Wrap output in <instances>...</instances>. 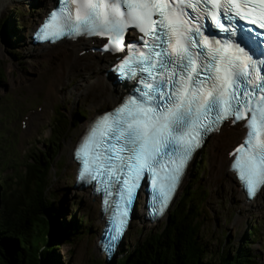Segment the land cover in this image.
I'll use <instances>...</instances> for the list:
<instances>
[{
  "label": "snow or ice",
  "instance_id": "snow-or-ice-1",
  "mask_svg": "<svg viewBox=\"0 0 264 264\" xmlns=\"http://www.w3.org/2000/svg\"><path fill=\"white\" fill-rule=\"evenodd\" d=\"M76 3L65 0L63 25L58 28V13L52 12L38 38L62 35L64 28L69 35L112 34L104 50L120 52L131 25L143 33L146 50H136L118 68L127 75L125 68L135 62L147 74L144 90L100 118L76 152L80 178H102L97 190L105 193L106 210L113 209L110 240L126 227L125 205L130 207L144 173L152 202L159 204L153 211H162L199 146L200 131L229 117L245 121L246 137L232 153V168L254 195L264 184V58L253 59L245 47L264 49V0H84L69 10ZM113 189L118 199L110 202Z\"/></svg>",
  "mask_w": 264,
  "mask_h": 264
},
{
  "label": "rangeland",
  "instance_id": "rangeland-1",
  "mask_svg": "<svg viewBox=\"0 0 264 264\" xmlns=\"http://www.w3.org/2000/svg\"><path fill=\"white\" fill-rule=\"evenodd\" d=\"M20 2L22 4L19 5L18 1H14L7 11L0 15V64L6 70V77L0 81L2 85L0 86V100L5 101L6 96L14 100L15 104L11 107L14 109L11 118L16 121L13 120L11 126L19 130L17 134L13 135L14 137H11L14 145L13 152L2 151L0 141V154L1 157L22 168L24 167L23 153L25 150L31 147L36 139L40 142L42 138L39 137L40 134L50 135L52 133L50 120H52L56 109L59 106L64 107V111L69 114V110L72 115L76 113L79 106L93 111V105L89 103L93 102L92 96L98 92L83 94L81 90L85 87V79L87 77L94 78V76L92 73H88L83 66L72 72L73 55L71 53L56 54L51 58L43 51L39 52L41 51L39 44H32V27L40 15L46 11L43 0H21ZM29 7L31 8L29 9ZM18 8H20V12ZM21 33L29 44H19L21 43L19 39ZM100 68L105 69V66ZM81 75H85L84 78L79 77L78 81L73 80ZM52 77L55 78L56 86L52 84ZM78 83L79 85H77ZM69 84L71 85L69 86ZM7 104L8 102H5V105ZM96 105L100 106L102 103L96 102ZM32 107L35 108L32 109ZM6 111L10 110L5 108L1 114ZM79 123H82V118ZM17 130H13V133ZM9 131L10 128L6 129L2 133V137L8 139ZM56 131L59 134L58 129ZM77 131L79 130H75L73 137H68L65 142L58 144L59 141H57L56 146H61L58 156L61 168L57 166L56 161L55 171L52 173L54 182L51 185V190L55 193L52 206H61L64 214L60 218L65 216L67 219H73L74 216H77L79 219L83 217L84 221L82 229L77 232L73 241H63V245L56 249L57 258L63 260L64 264H118V260L124 256L122 250L134 247L143 238L145 232L156 226L157 223L151 221L139 205L133 225L124 240L125 245L116 253L115 259L109 260L105 252L98 250L100 230L103 228V222L98 218V212L101 211L100 203L91 191L79 189L75 167L71 159V149H73ZM213 142V138L210 139L203 158L207 167H205L202 181L209 182L212 192L216 195L222 193V196L219 195L223 198L221 204L226 207L210 204V208L217 214L221 213L222 220L220 222L228 220L230 224L227 228L232 234H239L238 238H240V234L247 229L250 219L260 220L264 226V206H259L255 211L249 210L248 206L241 202L243 200L230 183L229 178L223 175L219 178L212 176V170L216 167L212 165L211 145ZM10 171V169L7 170V172ZM219 200V198L216 199L217 204L220 203ZM209 201H213V199L210 198ZM228 201L230 202L227 208ZM233 201L236 202L233 203ZM218 208L221 211H218ZM50 210L52 212L53 208ZM222 210L223 212L227 210L226 215L222 214ZM213 222L216 223L215 220ZM258 225L261 227V224ZM253 244L261 249V253H263L261 256L263 262L261 263L264 264V240H256ZM212 257L214 260L219 259V256L216 255H212Z\"/></svg>",
  "mask_w": 264,
  "mask_h": 264
},
{
  "label": "trees",
  "instance_id": "trees-1",
  "mask_svg": "<svg viewBox=\"0 0 264 264\" xmlns=\"http://www.w3.org/2000/svg\"><path fill=\"white\" fill-rule=\"evenodd\" d=\"M5 75L6 70L0 64V78ZM32 157L34 160L29 162L28 175L11 174L6 179L0 172V264H64L57 258L56 249L63 245V241H73L83 227V217L60 218L64 214L61 206H52L55 197L51 190L53 159L49 160L41 152H35ZM178 216L159 230L150 229L134 247L124 248L123 251H128L124 252L118 264L258 262V256L249 254L243 248L239 253L231 254L224 250V246L219 247L218 261L214 260L192 215H182L181 220Z\"/></svg>",
  "mask_w": 264,
  "mask_h": 264
},
{
  "label": "bare ground",
  "instance_id": "bare-ground-1",
  "mask_svg": "<svg viewBox=\"0 0 264 264\" xmlns=\"http://www.w3.org/2000/svg\"><path fill=\"white\" fill-rule=\"evenodd\" d=\"M17 0H0V15L7 10L10 5ZM31 1V0H28ZM51 5V3L49 4ZM97 40L96 38L86 39L83 36L78 37L72 40H64L59 43H55L52 45L43 44V48L41 50L53 58L56 54L63 55L67 53H71L73 55L72 67L76 68L78 66H83L84 69L88 72L95 73L94 81L90 85L89 89L92 91H107V99H111L112 102H116L120 99L122 91L124 88L122 87V82H115L116 79L112 74L107 71L99 70V66L103 63L105 57L110 54L109 52H103L100 49H97ZM88 41V42H86ZM55 78L52 77V84L56 86L54 82ZM90 120H87L81 129H85ZM244 121L241 122H233V120L227 121L219 131L215 132L212 135L214 142L211 145V152L213 158V164L216 166L212 170V176L215 178L221 177V175L229 178L230 183H232L233 187L244 197L245 192L242 189V185L239 182L238 178L235 175L234 169L231 167L232 165V153L234 152L238 143L242 142L243 135L246 131ZM72 161L74 160L75 165H78L77 157L74 155V149L71 150ZM79 189L88 190L92 192V185L80 184ZM96 199L101 203L102 196L100 194L96 195ZM257 200H252L255 202ZM247 203V202H246ZM107 213L104 211L98 212V218L103 222H106ZM103 229L100 230V236L98 240V250L104 251L102 246L101 235L103 234Z\"/></svg>",
  "mask_w": 264,
  "mask_h": 264
},
{
  "label": "water",
  "instance_id": "water-1",
  "mask_svg": "<svg viewBox=\"0 0 264 264\" xmlns=\"http://www.w3.org/2000/svg\"><path fill=\"white\" fill-rule=\"evenodd\" d=\"M111 261H113V260H111Z\"/></svg>",
  "mask_w": 264,
  "mask_h": 264
}]
</instances>
